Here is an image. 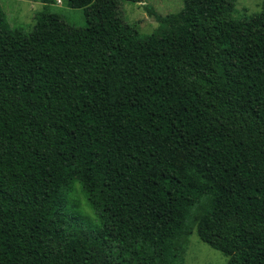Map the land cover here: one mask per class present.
Segmentation results:
<instances>
[{
  "label": "trees",
  "instance_id": "1",
  "mask_svg": "<svg viewBox=\"0 0 264 264\" xmlns=\"http://www.w3.org/2000/svg\"><path fill=\"white\" fill-rule=\"evenodd\" d=\"M0 7V264H264V9L183 0L141 36L121 2ZM91 216L71 195L76 188Z\"/></svg>",
  "mask_w": 264,
  "mask_h": 264
},
{
  "label": "rangeland",
  "instance_id": "2",
  "mask_svg": "<svg viewBox=\"0 0 264 264\" xmlns=\"http://www.w3.org/2000/svg\"><path fill=\"white\" fill-rule=\"evenodd\" d=\"M152 7L161 15L178 13L183 8V0H142L140 3L121 2L119 13L122 19L135 26L141 36L151 35L158 29V22L149 16L145 6ZM0 7L5 13L8 24L11 27H23L30 31L35 23L34 16L43 10V4L39 0H0ZM264 0H236L235 15L238 17L252 16L262 12ZM49 11L57 13L66 24L74 27L86 25L83 9H72L64 0H55L49 7ZM71 195L72 201L78 203L79 209L87 216H91L79 188ZM228 258L219 251L212 249L203 243L195 231L187 238L182 264H226Z\"/></svg>",
  "mask_w": 264,
  "mask_h": 264
}]
</instances>
